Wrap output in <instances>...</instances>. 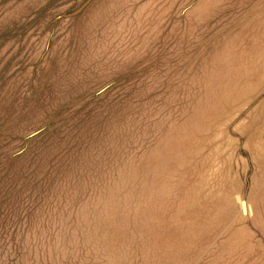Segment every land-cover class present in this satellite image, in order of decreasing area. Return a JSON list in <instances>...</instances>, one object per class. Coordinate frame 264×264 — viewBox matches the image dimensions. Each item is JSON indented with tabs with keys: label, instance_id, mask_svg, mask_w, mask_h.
I'll return each mask as SVG.
<instances>
[{
	"label": "rangeland",
	"instance_id": "rangeland-1",
	"mask_svg": "<svg viewBox=\"0 0 264 264\" xmlns=\"http://www.w3.org/2000/svg\"><path fill=\"white\" fill-rule=\"evenodd\" d=\"M0 264H264V0H0Z\"/></svg>",
	"mask_w": 264,
	"mask_h": 264
}]
</instances>
